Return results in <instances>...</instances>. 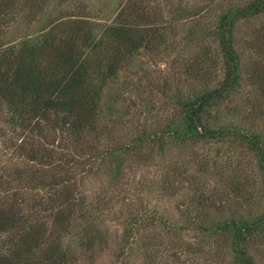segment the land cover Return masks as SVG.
I'll list each match as a JSON object with an SVG mask.
<instances>
[{"label":"trees","instance_id":"obj_1","mask_svg":"<svg viewBox=\"0 0 264 264\" xmlns=\"http://www.w3.org/2000/svg\"><path fill=\"white\" fill-rule=\"evenodd\" d=\"M152 1L0 0V264H95L111 242L112 264H264V205L242 210L245 173L216 171L249 158L264 203V51L246 42L264 0ZM184 49L152 90L145 59ZM173 152L187 161L150 177ZM178 184L191 200L171 220L151 199ZM215 195L244 202L209 216Z\"/></svg>","mask_w":264,"mask_h":264},{"label":"rangeland","instance_id":"obj_2","mask_svg":"<svg viewBox=\"0 0 264 264\" xmlns=\"http://www.w3.org/2000/svg\"><path fill=\"white\" fill-rule=\"evenodd\" d=\"M187 2H184V5H187L186 7H191L193 4L192 3H199L200 0H186ZM156 4V1H152V3ZM172 3H174L173 5L176 6L177 4H179L178 0H172ZM212 17V16H211ZM183 28L186 29L188 27H190L192 25V21L188 20L184 23H182ZM252 26L251 31H253V34L247 36L246 42L249 41V44L253 43V46H256L260 49L264 51V17H261L257 20H254L253 23L250 25ZM249 26V27H250ZM244 32L247 31V27L243 29ZM243 32V33H244ZM244 36V34H242V37ZM254 37L259 38L255 44L253 42ZM245 42V43H246ZM247 47V56H248V61L249 59L252 60L253 57H258L259 54H256L255 52H253L252 49H249L248 45H246ZM193 53H195L194 51H190L189 49H184V51H180V52H174L172 54V56H168L169 54H164L162 55V57H158L156 60V62L152 61V58H146V65L144 66L146 70L145 75L147 74L148 76H150V79H152L153 81H151L148 86H152L151 89L153 90L156 87H161V83H162V79L164 77H171V70H169V68L171 67V64L177 59L180 63L183 62L184 59L189 58ZM141 74L144 73V71H140ZM146 75V76H147ZM183 79V78H182ZM155 81V82H154ZM154 83V84H153ZM181 84L186 85V83H184L183 80H181ZM148 86H146V83L141 87V91H140V95L141 98H146V96H148V94L150 93V88H148ZM144 87V88H143ZM248 92V91H247ZM249 94V92H248ZM250 95V94H249ZM156 103H158L160 101L159 98V94H157L156 92ZM234 105L238 108V114L241 115L240 118L244 119V120H249L247 115L250 114L251 116H255V110H257V100L252 99V102L250 101L248 103L246 98L243 97H239L236 99V101L234 102ZM241 107V108H240ZM260 110V109H258ZM259 121V123H263L260 119H257ZM155 121L157 120H151L150 122L152 124L155 123ZM197 154H198V158H202L204 155V151H200V150H196ZM179 158L183 161L186 162L187 159L185 160L183 158L182 155H180L179 153L173 152L170 156V159L167 160H161V162L158 164L157 168L158 169H153L152 172L150 173V177H154V174L156 173V170H160V169H166L168 166L167 165H172L175 162L179 161ZM236 158H238V155L234 158L235 160H229L227 161V158L225 157H220L218 158V160H220V162H218V166L216 171H220L221 172V178H225L227 177L231 172V176L233 175H237V176H241L243 173V177L241 178V183L245 184L246 187V196H247V203H245V206L242 208V210H254L257 212H259V210L263 207L264 203L263 201H261V197L260 194L258 193V189L256 187V185H254L255 182L258 181L259 179V174L258 171L255 169L254 167V162L251 161L249 158L247 161H244L243 164H241L240 162H243V160H238L236 161ZM239 158L241 159V157L239 156ZM243 159V158H242ZM251 162H250V161ZM227 161V162H226ZM233 171H236V173H233ZM220 177H216L213 175H205V174H201L198 177V181L200 182V185L198 187H202L204 184L207 183V189L209 191H211L214 187H217L220 183L221 180ZM191 185H187V186H180V184H178L175 188H172L170 190H172L170 193L165 194L161 197H152V206L157 210L158 214H162L167 218H170L171 220H177L179 219L182 214H183V210L186 209V205H187V201L191 200ZM215 199L217 200V208H213L212 211L209 212V216L213 215H219V212H233L234 210H237L240 208L241 204L244 202L241 201L238 205L236 204L235 199H233L232 195H226L223 196L222 198L219 197L218 195H215ZM150 200V201H151ZM115 227V225H114ZM117 228V227H115ZM196 235L194 233H190L188 235L185 236L186 241L189 242H195L196 241ZM112 242L110 244V248L106 249L97 259L95 264H112L113 263V256L115 255V250L112 247ZM255 247V246H254ZM253 255L255 256V258L260 261L263 260L262 263H264V247L259 248L258 246L255 247V250H253Z\"/></svg>","mask_w":264,"mask_h":264}]
</instances>
